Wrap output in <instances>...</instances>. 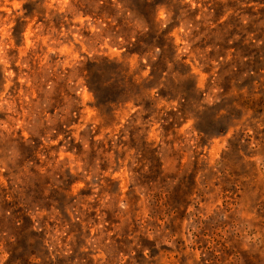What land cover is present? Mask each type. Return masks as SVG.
<instances>
[{
    "label": "rangeland",
    "instance_id": "obj_1",
    "mask_svg": "<svg viewBox=\"0 0 264 264\" xmlns=\"http://www.w3.org/2000/svg\"><path fill=\"white\" fill-rule=\"evenodd\" d=\"M157 1L0 0V264H264V9Z\"/></svg>",
    "mask_w": 264,
    "mask_h": 264
},
{
    "label": "trees",
    "instance_id": "obj_2",
    "mask_svg": "<svg viewBox=\"0 0 264 264\" xmlns=\"http://www.w3.org/2000/svg\"><path fill=\"white\" fill-rule=\"evenodd\" d=\"M243 3H253L255 5H259L261 6L260 9H264V0H239ZM158 3H161V2H158L157 0H142V4L145 8L147 9H154L158 6V5H162V4H158ZM147 23H149V21L147 20ZM149 24H147L148 26ZM155 33V35L152 36V46L153 47H157L159 50L164 51L166 48H164L166 45L167 47H169L171 44H169V39L166 37L167 36V31H166V28L164 29H153L152 31V34ZM157 39H160L159 41ZM134 45H137V46H142L144 45V42H141L140 40L139 41H136V43ZM131 51V53H138L137 50H134V49H131L129 50ZM133 83V82H132ZM153 88L152 86H149L147 89H151ZM91 89L95 95L96 98H98L97 94H98V88L97 87H94V86H91ZM118 97V96H117ZM117 97L116 96H113V97H109L108 100L109 101H117ZM100 103H103V102H100ZM219 132H221V128L218 130Z\"/></svg>",
    "mask_w": 264,
    "mask_h": 264
}]
</instances>
